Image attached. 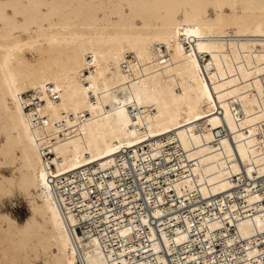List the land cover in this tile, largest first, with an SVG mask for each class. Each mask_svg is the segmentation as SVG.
Segmentation results:
<instances>
[{
	"label": "bare ground",
	"instance_id": "bare-ground-1",
	"mask_svg": "<svg viewBox=\"0 0 264 264\" xmlns=\"http://www.w3.org/2000/svg\"><path fill=\"white\" fill-rule=\"evenodd\" d=\"M128 169L143 194L134 178L119 190ZM105 188L125 211L148 204L184 230L163 217L95 221ZM16 193L29 214L0 212V264H168L164 250L181 254L203 229L249 246L264 230V0H0V202ZM221 195L243 204L198 226L173 216ZM256 251L184 259L264 264Z\"/></svg>",
	"mask_w": 264,
	"mask_h": 264
},
{
	"label": "built area",
	"instance_id": "built-area-1",
	"mask_svg": "<svg viewBox=\"0 0 264 264\" xmlns=\"http://www.w3.org/2000/svg\"><path fill=\"white\" fill-rule=\"evenodd\" d=\"M51 99L52 100H57L58 99V95L56 93L51 95ZM174 163H178L177 160H171V162H166L165 164H168V167L171 164ZM157 170V169H156ZM150 170L145 169L144 171H142V173H147ZM154 170H152L153 172ZM156 178H163V175H155ZM137 180V185L136 187L139 188L141 194L144 193L143 189H142V183H144L145 179L144 177H142V181L140 183L141 178H139L138 174H136L133 170L128 169L127 173L125 176H123V184H119L118 188L119 190H121L123 187L125 188L126 192H132L134 189V184L132 182V179ZM234 179L236 180V177H234ZM118 181H121L119 179H117ZM241 184V182H240ZM247 185V184H246ZM159 187L158 189L160 190L161 186H157ZM251 189L254 190V188L256 186L251 185L250 186ZM256 189L261 190V188L259 186L256 187ZM112 190L110 188H105L104 190H98L96 191L97 194L101 197L100 201H97L95 204V206H103L105 209V212L103 211L102 213L97 212L95 213L96 216L94 218L95 221L99 220V217L104 216V215H108L109 217L115 216V219L121 220V218H123V220L125 221H129V217H133V216H145L146 218H148V220L151 222V225H154V220L163 217H154L151 213V208L148 204H146V206H144L143 208L141 207H137L135 209H132L131 211H125L124 209H126L127 207H129L130 205L128 204H122L119 203L120 199H118V197H116L114 194H112L111 192ZM244 191V189L242 188H236L235 189V193H239ZM106 192V193H104ZM218 198L221 197L222 199V195L221 196H217ZM236 197V196H235ZM231 198L229 196H224L222 199L223 204V211H220V209L217 206V202H218V198H214L211 201V205L206 202L204 199H198L196 201H194L192 203V205L190 206V208L185 207L184 209H182L181 211H176L173 212V216H179L178 214L184 215L187 218H189V220L191 222H194L197 226L198 224H201V222L199 220H201L203 217H214L215 212L217 213H225V214H230L232 211V207H238V204H243L240 200V198ZM122 199V198H121ZM74 200H80L79 196H75ZM137 201L138 204H141V202H143L142 198H136L135 200H133L132 202ZM233 204L237 205L234 206ZM165 220L170 221L172 225L170 226H176L179 225L182 226L181 229L184 230V226L181 220L177 221L176 218H168V217H163ZM142 235L140 237V239H142V242L144 243V245L147 244V239L146 237H148V231H149V227L146 225L142 226ZM94 228L97 229H103L106 228L107 232H109L108 230V225H106V223H99L96 222ZM156 230L159 232L158 228H157V224L155 225ZM204 228V227H203ZM95 230L94 232L97 234L99 230ZM167 232H169L170 235H173L174 232L173 231H169L168 228ZM89 231V230H87ZM177 232V231H176ZM231 232L233 233L234 231L231 230ZM102 237V236H101ZM189 237L190 240L183 242V249H182V253L181 254H177L182 258V261H184L183 264L185 263H191L192 261H186L184 259V255L186 254H192V253H196V252H200L198 257H202V256H206L210 258V261H213V263L215 262V260H219V259H226L227 261L230 259H234L233 255H237L240 259V262L249 259V256H247L246 252L249 248H255L257 251L254 254V256H251L250 258L254 259L255 256H258V258H261L264 260V230L261 232L260 236L256 239H252L251 243L249 246H245L246 242L248 243V241H246V239H240L239 241H236L235 243L232 244H225L222 242V238L220 237H216V238H211L209 235H207V232L205 229L202 230H191L189 232ZM102 242V244L104 245H112L115 246V242H117L116 238L113 236L104 238L100 240ZM123 242V241H122ZM133 242V243H132ZM126 245H131L134 243L137 244L136 240L135 241H129V242H123ZM187 243V244H186ZM253 245V246H251ZM187 246V247H186ZM200 248H204V249H208L206 252H204L202 249L200 251ZM171 253H168L166 250H164L162 256L158 253L155 252L154 255H156L157 253L164 258V262L168 263V264H174L175 258L177 257L176 255V249H172ZM161 253V252H160ZM233 254V255H232ZM136 258H141L142 256H135Z\"/></svg>",
	"mask_w": 264,
	"mask_h": 264
},
{
	"label": "rangeland",
	"instance_id": "rangeland-1",
	"mask_svg": "<svg viewBox=\"0 0 264 264\" xmlns=\"http://www.w3.org/2000/svg\"><path fill=\"white\" fill-rule=\"evenodd\" d=\"M5 198H7V199H5ZM5 198H3L2 201L0 202V206H1L0 212H7V213L11 214L13 217H16V220H18V222H21L29 214L28 203H27L26 199L24 197L22 198L21 195L18 193L14 194V196L5 197ZM16 198H17V200H16ZM8 200H10L9 203H8ZM37 264H43V263L41 261H39Z\"/></svg>",
	"mask_w": 264,
	"mask_h": 264
}]
</instances>
